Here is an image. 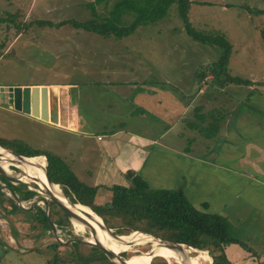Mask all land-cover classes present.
<instances>
[{"label": "rangeland", "instance_id": "obj_1", "mask_svg": "<svg viewBox=\"0 0 264 264\" xmlns=\"http://www.w3.org/2000/svg\"><path fill=\"white\" fill-rule=\"evenodd\" d=\"M87 1L89 0H0V84L21 85L49 80L73 81L78 86L77 108L80 122L97 131L101 130L102 126L99 124L100 118L104 123L109 118L106 127L123 124L127 128L147 135H153L155 131L159 133L162 125L156 129L148 123H141L144 118L150 119L152 114L136 106L132 97L124 98L131 89L140 92L144 89H160L159 86H164L163 89L169 90L177 97L218 96L221 102H231V105L240 112L249 109L251 116L248 120L264 121L263 116L257 115L260 114L261 109H264V38L261 34L264 13L255 14L244 7L246 5L250 8H264V0H190L189 2L187 18L194 28L208 33L221 32L230 41L231 50L227 61L229 74L252 81L249 85L226 83L224 87H218L210 80L209 75L197 82L196 71L213 60L217 51L214 46L199 43L185 33L183 21L179 18L174 4L169 6L162 17L137 26L120 38L102 37L95 32L74 27L70 22L57 25L62 20H82L90 17V10L84 6V2ZM113 1L115 0H105V2L102 0L95 4V9L104 12ZM130 17L127 16V19L129 20ZM88 65L95 67L93 75L85 68ZM148 86L150 88H147ZM1 102L4 104L0 106V138H19L32 147L55 152L66 161L76 176L86 183H92L91 180L104 168H113L97 164L100 160L98 161L99 153L95 146L85 149L86 153H81L79 150L76 152V149H79L77 135L54 127V123L48 124L43 122L44 120L26 117L21 111L8 108L6 101ZM101 102L105 104L102 105ZM117 104L119 108L115 110ZM192 104L196 108V104L194 105V102ZM86 105L89 106L95 121L85 120ZM111 105H114L113 110L110 108ZM219 106L218 114L226 118L225 114L228 113L224 109L226 105L223 103ZM102 107L108 110L105 111ZM123 107L129 112L128 114H124ZM194 108L192 109L195 110ZM133 112H143L142 116L145 117L130 116ZM117 113L120 116L116 117ZM106 115L108 118L105 117ZM247 129L252 133L250 136H255V139L249 143V150L253 152L242 154L243 163L240 166L251 169L255 175H259L263 171L259 164L263 158L261 155L256 156L259 152L255 149L260 148V142H264V137L255 133V128ZM171 133L172 130L163 133L161 139L164 136L170 138ZM197 134L199 135L196 130L191 132V136H195V141ZM222 134L206 137L204 146L193 153L207 156L208 161L212 162L214 153L220 151L214 144L220 143ZM173 136H175L174 132ZM240 143L241 141L238 142V149L242 148ZM146 144L148 147L153 145L151 142ZM259 151L263 152L261 149ZM6 154L8 153L0 147V159ZM41 158L45 166L44 156L41 155ZM253 160L258 162H252ZM159 161L166 162L165 159ZM3 168H8L7 174L15 175L19 169H24L12 163ZM172 170L173 166L170 165H148L145 179L153 187H177L183 183L186 188L190 180L183 181ZM24 173L28 176H21V179L29 183V185L25 183L27 188L35 191L31 186L33 182L29 178L31 175L25 170ZM1 182L3 181L0 179ZM100 187L97 188V199L103 201L105 194ZM2 192L6 195L4 191ZM219 196L221 198L218 204L223 203V205L217 208L219 210L217 212L227 217L231 233L240 237L253 249L258 251L264 249V208L251 203L241 192ZM219 196L214 198L217 199ZM30 200L31 198L25 199L22 204L26 206ZM37 204L43 208V203ZM9 208L6 200L0 203V247L3 249L0 252V264H51L50 260L55 250L48 245L52 241L57 242V253L67 259L65 264H86L78 262L76 258H70L67 254L72 250L71 245L68 244L70 238L83 236L92 239L89 228L84 223L80 221L71 223L68 219L65 226H60L53 222L55 230L52 232L40 226H29L26 221L30 215L28 212L18 210L9 212ZM48 212L51 219L63 218L56 211V207L51 209L50 202ZM8 219L13 222L14 229ZM96 231L98 232L97 229ZM126 237H123L122 241ZM97 239L102 241L100 235ZM149 244L151 243L141 240L133 246L146 250ZM80 250L85 251L83 246H80ZM187 250L198 253L192 248ZM115 252L123 253L122 256L126 255V258H133L145 251L127 248ZM129 253L136 254L129 255ZM196 253L193 256L197 255ZM157 256L165 258L162 254ZM168 260L165 258L167 264H181ZM204 261L194 263L207 264L206 260ZM56 262V264L60 263ZM87 264L109 263L106 260H97Z\"/></svg>", "mask_w": 264, "mask_h": 264}, {"label": "trees", "instance_id": "obj_2", "mask_svg": "<svg viewBox=\"0 0 264 264\" xmlns=\"http://www.w3.org/2000/svg\"><path fill=\"white\" fill-rule=\"evenodd\" d=\"M101 1L89 0L84 2V6L90 10V17L82 20H62L57 25L70 22L74 27L95 32L102 37L120 38L133 31L137 26L162 17L169 6L174 4L179 18L183 21L185 33L199 43L214 46L217 51L213 60L196 71L197 82L209 75L210 80L215 82L218 87H224L226 83L238 85L252 83L248 78L229 74L227 61L231 43L223 33L204 32L190 24L187 18L190 0H115L106 11L98 12L95 9V4ZM244 7L255 14L264 13V8H250L246 5ZM127 16H131L129 20ZM261 34L264 38L263 26L261 27ZM194 109V113H196V108ZM215 120L200 130L196 121H190L189 126L201 132L205 131V135L209 136L206 130L212 128ZM0 145L26 156L39 155L35 160L42 170L44 162L41 155L44 156L47 176L52 182L58 184L61 192L68 200L89 207L102 218L107 227H110L117 234L139 230L151 233L161 239L181 242L206 251L211 258V264H234L225 253L226 246L231 243L238 244L246 251L250 250V247L241 238L231 233L230 224L225 215L205 210L204 203H202L203 208L196 207L184 194L181 186L153 187L140 173L127 169L124 172L125 182L111 183L105 186L110 193L109 198L106 201L98 202L95 201L97 185L86 183L78 178L66 161L55 152L32 147L19 138H0ZM3 169L9 171L8 168ZM0 179L6 182L22 200L32 198L36 194L34 190L27 188L25 183L14 184L7 181L2 175H0ZM4 200L9 203V212L18 210L30 214L26 220L29 226L49 229L45 211L40 205L35 204L34 208L30 210L21 209L0 190V203ZM50 203L51 209L56 207L60 217H63L53 218V222L56 225L65 226L68 222L67 216L53 202ZM68 244L71 245L72 250H69L67 254L70 255V258H76L78 262L87 264L91 261L106 260L109 264H114L98 247L79 243L75 240H69ZM48 246L55 250L50 263L56 264V261H59V264L61 262L65 264L67 259L62 258L56 251L57 242L52 241ZM80 246H83L85 251L80 250ZM187 248L189 247H186V252L189 251ZM1 250L3 251L2 248ZM190 252H188L190 255L196 253L192 250ZM122 255L124 254L122 253ZM148 264L167 263L165 258L155 255L149 259Z\"/></svg>", "mask_w": 264, "mask_h": 264}, {"label": "crops", "instance_id": "obj_3", "mask_svg": "<svg viewBox=\"0 0 264 264\" xmlns=\"http://www.w3.org/2000/svg\"><path fill=\"white\" fill-rule=\"evenodd\" d=\"M85 68L87 71H91L93 75L94 66L88 65ZM33 84L55 85L59 89L61 117L64 118L63 120L66 121V124H54V127H59L78 136L79 149H76V152L79 150L83 153L89 146H95L99 153L98 161L100 160L97 164L113 167L112 169L104 168L90 183L97 185V188L103 185L100 187L105 194V200L103 201L108 200L110 195L105 186L111 183L125 182L124 172L127 169L138 170V173L143 178H146L145 174L148 165H170L173 166L172 172L175 175L180 176L183 181L190 180L186 188H184L183 183L178 186L182 187L184 194L198 208H203L202 203H204L205 210L217 212L219 211L217 208L223 205V203L218 204V200L221 198L219 195L228 196V194H238L239 192L247 197L251 203L264 208V142H260V148L255 149L259 152L256 156L261 155L263 158L259 163L260 169L263 170L262 173L255 175L251 169H244L240 166L243 163L242 154L253 152L249 150V143L255 139V136H250L252 133L247 128H255V133L264 137V121L248 120L251 116L249 109L240 112L234 105H231V102L222 101L226 105L224 109L228 111L225 114L226 118H223L224 115L217 112V109L220 108L219 105H223L221 99L217 98L218 96L177 97L169 90L163 89L165 88L164 86H159L161 87L160 89H144L140 92L131 89L130 93L125 94L124 98L132 97L136 106L152 114L150 119L144 118L141 123H148L156 129L159 128V125H162L159 128L160 132L155 131L153 135H147L135 129L127 128L123 124L106 127V122L109 120L108 115L105 116L108 118L105 123L100 118L99 124L102 126L101 130L97 131L88 128L84 122H80L79 109L77 108L79 99L78 86L75 82L49 80L24 83L21 86ZM111 88L113 87L111 86ZM147 88L150 87L148 86ZM193 102L194 105L196 104V113L192 109L194 108L192 106ZM6 103L8 108L12 109L11 104ZM3 104L4 102H0V106ZM87 105L84 109L86 110L85 120L95 121ZM114 105L110 106L111 110L114 109ZM227 105L230 107H227ZM118 108L117 104L115 110ZM103 110L107 111L108 109ZM123 110L124 114L129 113L124 107ZM260 111V114L257 112V115L264 117V109ZM23 115L30 118L33 117L25 113ZM142 115L143 112L130 113V116L145 117ZM115 116L118 117L120 115L117 113ZM33 119L39 118L33 117ZM214 119L216 120L212 128L206 130L209 136L205 135V131H199ZM239 120L244 122L242 123ZM190 121H196L199 130L191 128L189 126ZM43 122L50 123L48 121ZM169 130H172L171 137L164 136L161 139V135ZM195 130L196 133H199V135H196V141L194 140L195 136H191V132H195ZM173 132L175 136H173ZM216 134H222V138L219 144H214L217 150L219 149L220 151L219 153H214L212 162L208 161L207 156L193 153L201 148L202 145L204 146L203 142L206 141V137H213ZM183 137H185L184 141ZM239 141H241L240 146L242 148L238 149ZM147 142H151L153 145L148 147ZM259 149L263 152L261 153ZM161 159H165L166 162H160L159 160ZM167 160L169 161L167 162ZM252 162L258 161L253 160ZM184 177L186 179H183ZM97 195L96 189L95 201H98ZM217 196L219 197L215 199L214 197ZM246 245L250 247V250L246 251L238 244L231 243L226 246L225 253L234 264H264V249L258 251L247 243Z\"/></svg>", "mask_w": 264, "mask_h": 264}, {"label": "water", "instance_id": "obj_4", "mask_svg": "<svg viewBox=\"0 0 264 264\" xmlns=\"http://www.w3.org/2000/svg\"><path fill=\"white\" fill-rule=\"evenodd\" d=\"M263 27H264V21H263ZM1 101H6L11 104L12 108L21 111L25 114H29L33 117H37L41 120L48 121L54 124H59V125H65L66 121L63 120L64 118L61 117V111H60V96H59V89L55 85H3L0 84V102ZM0 147L5 150L7 153H10L13 157H15L19 161H28L26 160L27 158L36 156V155H31V156H26L23 154L16 153L8 148H5L0 145ZM43 171L44 175L46 178V181L49 182L50 184H55L58 185L57 183L52 182L49 177L47 176L46 173V168L43 166ZM19 174L16 176L15 174H7L3 167L0 165V175H2L7 181L9 182H21V183H27L25 180L21 179V176H28L24 173V170L21 168L17 172ZM30 180L33 182V185H31L33 188H35L36 194L33 195L31 198L30 202L28 205L24 206L22 204V199L19 198L17 193L6 183V182H1L0 183V190L4 191L7 195V197L12 200L14 204H16L19 208L24 209V210H30L34 207L35 204L38 202L43 203V209L46 214V220L49 225V230L54 232L55 230V225L50 218L49 212H48V204L49 202H53L66 216L68 219L70 218H75L79 220L80 222L84 223L90 231V234L92 236V239L85 238L83 236L79 237H72L69 240H75L79 243H84L88 245H92L95 247H98L104 255L111 261H113L115 264H128L127 259L125 256H122L120 252H115L113 249H110L107 246H104L101 242L98 241L95 235V230L90 226V224L86 223L83 221V219L76 214L75 211H73L71 208H69L63 201L60 200V196H57L54 192L53 195H49L51 191L49 189L45 190L43 185L40 184L37 180L30 178ZM61 197H64L68 200V198L61 192ZM71 204H74L75 202H72L68 200ZM86 206V205H85ZM90 209V208H89ZM90 211L99 218L100 223L99 229L106 232L110 237L113 239H116L117 241H120L121 238L128 234H117L115 233L110 227H107L102 218L93 212L91 209ZM91 215V214H90ZM9 223L11 227L14 229V224L11 220H9ZM137 232H141L143 234H147L150 237H156L158 239V245H162L168 249H170L172 252H177L178 250L184 251V257L188 258V252L185 251L186 247L192 248L194 250H202V249H197L195 247L185 245L184 243L181 242H172L168 241L165 239H161L158 236H155L151 233L139 231V230H134ZM131 232V231H130ZM151 244H149L148 249L146 250H140L139 248H135L134 246H131L132 249L139 250V251H150ZM1 252V249H0ZM131 254H136V253H130ZM153 254L150 252L148 255L150 256ZM151 258V257H150ZM149 258V259H150ZM119 261V262H116ZM149 261V260H148ZM183 263V262H182ZM184 264V263H183Z\"/></svg>", "mask_w": 264, "mask_h": 264}, {"label": "bare ground", "instance_id": "obj_5", "mask_svg": "<svg viewBox=\"0 0 264 264\" xmlns=\"http://www.w3.org/2000/svg\"><path fill=\"white\" fill-rule=\"evenodd\" d=\"M38 157H39V155L33 156L30 158H27L26 160H28V161L22 162V161L17 160L10 153H8L5 155L4 158L0 159V165L3 167L7 164L12 163V164L19 165L20 167H23L24 168L23 170H25V172H28L31 175V176H29V178H33V179L37 180L40 184L43 185L45 190L49 189V191H51L49 195H53L54 192L56 194H58L57 196H60L58 198H60L61 201H63L69 208H71L73 211H75L76 214L79 215L83 219V221L90 224V226H92V228H94L96 238H98L100 235L101 239H102L101 243L104 246H107L110 249H113V251L126 250L127 248L130 249L131 246L135 245L136 243H138L141 240L146 241L148 243H151V245H150L151 249L149 252L145 251L144 253H141L140 256L133 257V258H126L128 264H147L149 258L152 256H155L157 254H162L167 260L171 259L174 262L177 261V262H180L181 264H183V263L184 264H196L194 262H196V261L205 262L204 260H206L207 264L210 263V256L204 250H197L199 252L196 253L197 255H194V256L190 255L188 253L189 257L185 258L183 256L184 255L183 251L178 250L177 252H172L170 249H168L162 245H158V239L156 237L152 238V237L148 236L147 234H143V233L137 232V231H134L132 234H128L129 236L124 235L123 237H126V236H128V237H126L123 241H122L123 237L121 238L120 241L113 239L106 232L99 229V226H98L100 224V223H98L99 218L97 216H95L90 211L89 207L82 205V204H79V203L71 204L70 202H68V200L66 198L61 197V190L58 187V185L50 184L49 182L46 181L44 171L39 167L38 162L35 160ZM34 164H36V166H34ZM5 172H8V171L5 170ZM10 174H12V173H10ZM16 175H19V174L16 173ZM29 178H27V179H29ZM89 220H90V222H89ZM70 222L71 223L79 222V220H77L75 218H70ZM96 229L98 230V232L96 231ZM118 242H121L120 245H117V244H119ZM150 252H152L153 254H151L149 256L148 254ZM116 262H119V261H116Z\"/></svg>", "mask_w": 264, "mask_h": 264}, {"label": "flooded vegetation", "instance_id": "obj_6", "mask_svg": "<svg viewBox=\"0 0 264 264\" xmlns=\"http://www.w3.org/2000/svg\"><path fill=\"white\" fill-rule=\"evenodd\" d=\"M18 183V182H17ZM35 206V205H34ZM34 208V207H33Z\"/></svg>", "mask_w": 264, "mask_h": 264}]
</instances>
